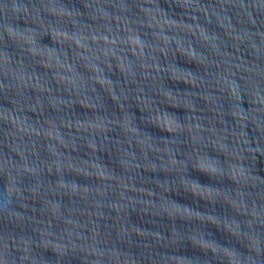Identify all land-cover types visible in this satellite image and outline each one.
Returning a JSON list of instances; mask_svg holds the SVG:
<instances>
[{"label": "water", "instance_id": "water-1", "mask_svg": "<svg viewBox=\"0 0 264 264\" xmlns=\"http://www.w3.org/2000/svg\"><path fill=\"white\" fill-rule=\"evenodd\" d=\"M0 264H264V0H0Z\"/></svg>", "mask_w": 264, "mask_h": 264}]
</instances>
